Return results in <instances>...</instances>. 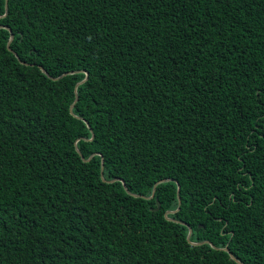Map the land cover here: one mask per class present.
<instances>
[{
  "label": "trees",
  "instance_id": "1",
  "mask_svg": "<svg viewBox=\"0 0 264 264\" xmlns=\"http://www.w3.org/2000/svg\"><path fill=\"white\" fill-rule=\"evenodd\" d=\"M4 7L0 264H264V0Z\"/></svg>",
  "mask_w": 264,
  "mask_h": 264
},
{
  "label": "water",
  "instance_id": "2",
  "mask_svg": "<svg viewBox=\"0 0 264 264\" xmlns=\"http://www.w3.org/2000/svg\"><path fill=\"white\" fill-rule=\"evenodd\" d=\"M4 8H5V14H4V16H5L6 13H7V0H5V7H4ZM4 16H2V17H4ZM0 28H4V29H6V27H3V26H1ZM8 31H9V30H8ZM12 40H13V35H12V33L9 31V40H8V42H7L6 47H7V50L10 51V52H11V50H10V43H11ZM11 53H12V52H11ZM39 70H40L45 76H47V77H48L49 79H51V80H57V79H59V78H62V77L65 76V75H67V74H63L62 76H60V77L57 78V79H52V78H50V77L48 76V74L45 72V70H43L41 67H39ZM86 80H87V74L85 73V78H84L82 81L78 82V83L75 85V87H74V101H73V103H72V104L70 105V107H69V112H70L71 115H73L72 110H73L74 104L77 102V99H78V97H77V93H76L77 87L80 86L81 84H83ZM78 119L83 120L82 118H78ZM85 124H86L87 128L89 129V126L87 125L86 122H85ZM92 138H93V135H91V138L89 139V141H91ZM85 140H86V139H85ZM75 151H76V153L80 156V158H81V160H82L83 162H88V161L90 160L91 157H90L89 159H87V160L83 159V157L80 155V153H79V151H78L76 145H75ZM92 156H93V155H92ZM102 171H103V161L101 160V170H100V176H101V178H102ZM102 180H103V179H102ZM103 181H104V180H103ZM169 181H171V180H169V179H165V180H162V181L156 183V184L154 185V187H153V189H152V192H151V194H150L149 197H143V196H137V195H133V196H134V197H141V198H143V199H151V198H153V196H154L156 185L159 184V183L169 182ZM111 182H120V183L122 184L123 189L125 190V192H126L127 194H130V193L128 192V190H127V188H126L125 183L123 182V180H121V179H113V180H111V181H108L107 183H111ZM178 192H179V186H177V199H178V206H179V204H180V199H179V196H178ZM155 202H156V209H155V210H158L159 207H160V205H159V203H158L157 201H155ZM177 210H178V209H176L175 211H177ZM175 211H167V212H165L164 217H165L166 219H168L167 216H168L169 214L174 213ZM170 220H171V219H170ZM171 221H173V220H171ZM182 224L185 225V226L188 228V233H187V237H186V239H187V241H188L191 245H193V246L209 245V246H210L212 249H214V250H220V251L226 252V253L228 254V256L230 257V259H231L233 262H235L236 264H242L240 261H238V260H237V259H236V258L230 253V251L228 250L227 247H224V248H216V247H214V246H213L210 242H208V241H202V242H198V243H191V242L189 241V238H190V235H191L192 230H191V228H190L189 226H187L186 224H184V223H182Z\"/></svg>",
  "mask_w": 264,
  "mask_h": 264
}]
</instances>
